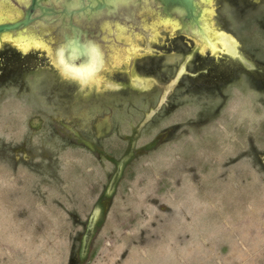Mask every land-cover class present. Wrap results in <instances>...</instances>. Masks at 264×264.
Wrapping results in <instances>:
<instances>
[{
	"label": "rangeland",
	"instance_id": "1",
	"mask_svg": "<svg viewBox=\"0 0 264 264\" xmlns=\"http://www.w3.org/2000/svg\"><path fill=\"white\" fill-rule=\"evenodd\" d=\"M252 1L242 13L206 0L201 25L223 36L216 49L143 12L101 35L104 66L85 81L61 73L57 54L99 45L71 37L59 47L44 29L2 36L15 45L3 38L0 70L17 48L32 70L0 73V264H264V0ZM15 6L0 0V21L17 17ZM149 61L160 67L145 70ZM195 63L228 66L227 88L191 87ZM128 70L149 86L130 88ZM101 79L125 89L111 96Z\"/></svg>",
	"mask_w": 264,
	"mask_h": 264
},
{
	"label": "water",
	"instance_id": "2",
	"mask_svg": "<svg viewBox=\"0 0 264 264\" xmlns=\"http://www.w3.org/2000/svg\"><path fill=\"white\" fill-rule=\"evenodd\" d=\"M2 1L8 3L13 2V4L16 5L14 8L15 10L13 9L10 12L13 14L14 11H17L19 15L13 18V20L0 21V44L3 38H9L8 41L13 42L15 45L12 37H2L4 33L10 34L11 36L19 32H36L38 34L41 29H44L43 32L49 30L57 32L60 36L59 47L62 46L66 40L71 39V37L76 38V41L78 40L79 43L90 42L94 44L97 43L101 35L113 36L114 32L118 30L119 27L127 25V23L138 24L140 14L150 11L158 14L161 21H177V25L181 27L180 31H186L188 35H193L194 38L203 42H210L203 32L201 25L203 21H205L203 7L207 4L206 0ZM93 25L96 27L93 28ZM107 25H109L110 28ZM147 35H150V33H146V36ZM229 35L233 38L231 34ZM196 46H199V44L196 43ZM80 48H76L79 52V57L84 56V50L83 48L80 50ZM216 52L221 53L222 51ZM213 53L215 54L214 51ZM222 55H227L232 58L235 54L226 51ZM219 57L221 56L219 55ZM131 59L132 58H130V60ZM55 64L61 68L59 63L55 62ZM182 72L183 69L176 74V78L170 83L171 86ZM61 73L64 74L63 70H61ZM148 80L149 79L142 77L140 80L134 78L132 81L134 83L143 82L144 85L142 84L141 86L143 87L146 86ZM99 212L100 209L98 207L93 209L88 224L90 230H92L97 223Z\"/></svg>",
	"mask_w": 264,
	"mask_h": 264
},
{
	"label": "flooded vegetation",
	"instance_id": "3",
	"mask_svg": "<svg viewBox=\"0 0 264 264\" xmlns=\"http://www.w3.org/2000/svg\"><path fill=\"white\" fill-rule=\"evenodd\" d=\"M250 1H252V0H242V3H243V5L240 3V0H232V3L238 8H240V12H244V8H246L247 6L249 7V2ZM252 3H257L256 1H252ZM205 12H207L206 10H205ZM204 12V13H205ZM4 13H6V12H4ZM207 14V13H206ZM204 24H208L209 22L207 21L206 22V20L203 22ZM204 31H205V33H206V35H207V37H209L208 36V33H207V30H205L204 29ZM218 33H219V39L220 40H222L223 39V36L221 35V33L218 31ZM32 39H34V38H32ZM209 39V38H208ZM26 40H29V37L28 38H25L24 40H22V41H26ZM98 40H100V39H98ZM97 40V41H98ZM209 41H211L210 42V44H211V46H212V44H213V41H212V38L211 39H209ZM21 42V41H20ZM19 42V45H21V44H23L24 42H21L20 43ZM227 42V41H226ZM225 42V46H226V43ZM35 44V43H34ZM37 44V43H36ZM95 44H97V43H95ZM99 45V47H92V46H87L86 47V49H85V51H84V56H81V57H79L80 55H79V52L76 50V48H73V50H72V52H69L70 50H68L67 49V47H65V46H63L60 50H59V52H58V60L59 61H64V60H66L67 61V64H65L64 66L67 68H69L70 70L72 69V68H70L69 66H71V65H74L76 62L75 61H77V59L79 58V59H81V58H84V61H83V63H81V69H79L78 71H77V73L76 74H78L79 75V78L81 79V80H83V81H85V80H89L90 79V77H89V74H92V75H97V73L100 71V68H102L104 65H103V61H105L104 60V53H103V51L101 50V46H100V44H97V46ZM213 47V46H212ZM228 49V48H227ZM15 50H17L16 51V53H17V55L16 54H14L13 55V59L11 58V57H9V56H6V60L4 59V61L6 62L3 66H4V68L5 69H1L0 70V73L3 75V76H10V73L12 72V70H13V72H14V75H17V74H19V71L23 68V67H25L26 69H28V70H32V67H30V62H28V63H24V64H22L21 63V58H20V55H21V49H15ZM230 49H228V51H229ZM68 53H71V54H68ZM230 53H232V54H234L235 53V51H231ZM24 54V53H23ZM210 56H212V54L210 55ZM7 57H9L8 59H7ZM68 58H71V59H68ZM131 58V57H130ZM128 56L126 57V59L129 61V64L131 63V61L132 60H129L130 59ZM65 62V61H64ZM149 62H151L150 63V65H148V64H144V65H142V67L143 68H145V70H148V71H154L155 70V68L156 67H160V65H158V66H156L155 67V65L153 64V61H149ZM244 66V65H243ZM220 67V68H219ZM184 67H180V69H179V71L181 70V69H183ZM198 68H200L196 63H195V67H194V69L195 70H197V71H194V73H195V75H192V74H190L189 76L191 77V78H193L194 80H193V82H191V84L193 85V86H191V87H194V88H196V89H201V88H206V92H208V94L210 93V95L211 94H214V92H215V90H213V89H211V88H213V87H211V86H214V87H216L215 89H218L219 88V85L220 84H224V89H226L227 87H226V83H224V82H227V80H228V78H229V67L227 66V68H223V66H220V65H215V66H210V67H208V69L206 70V71H202V70H198ZM244 69L245 70H255L254 68H252V67H249V68H245V66H244ZM184 70V69H183ZM73 71V70H72ZM114 71V70H113ZM178 71V72H179ZM209 71V72H208ZM128 74H129V78H130V85H129V87L130 88H132V89H134V90H136L137 92H142V90L143 89H145V87H148L149 85H147L146 84V86H143V87H141V86H139V85H135L134 84V82L132 81L134 78H136L137 79V76H132L131 74H130V70H128V71H126ZM177 72V73H178ZM67 73V72H66ZM114 73H116V72H114ZM176 73V74H177ZM207 74L205 77L204 76H202V74L204 75V74ZM259 73V72H258ZM68 74H70V73H68ZM200 75V77H197L196 75ZM220 75V76H219ZM253 77V79L256 81H258V80H260V79H258L259 77H256V75L254 74V76H252ZM139 78V77H138ZM210 78H212V79H210ZM141 79V78H140ZM140 79H138V80H140ZM218 79H220V80H218ZM100 82H103V83H105V86H106V90H105V92H107V93H110V95L111 96H113V94L114 93H116L117 91H119V89H125V86H118L117 84H114L113 82H108V81H104V80H102L101 79V81ZM140 83V82H139ZM147 83H149V80H148V82ZM82 84V83H81ZM205 86V87H204ZM136 87V88H135ZM97 88H99V87H97ZM208 90V91H207ZM101 100V99H100ZM95 103V105H98L97 104V101L96 102H94ZM101 104H103V102L101 101L100 102V105ZM158 105V107H156V109H154L153 110V112L152 111H150V113H148L146 116H144V118H143V120H142V124H139L140 125V127L144 124V123H146L148 120H149V118L154 114V113H156V111L159 109V107H160V105H162L161 103H158L157 104ZM110 107H112L113 109H115V110H118V109H120V104L119 103H117V102H115V101H111L110 102ZM150 114V115H149ZM149 115V116H148ZM103 121H105V118H103ZM138 130H139V126H138ZM138 130H136V132L138 131ZM261 164H263V162H261ZM121 177H122V171H121V167L119 166L118 167V169H117V172L116 173H114V175L110 178V181H109V186H110V189H113V188H115L116 187V185L118 184V182L121 180ZM107 196V195H106ZM103 202V203H102ZM102 204H104V205H107V203H105V201H103V200H99L98 202H97V207L102 211ZM93 211V210H92ZM100 227V221L98 220L97 221V223L95 224V226L93 227V229L92 230H90L89 229V227L87 226V233H88V235H90V238L93 236V234L98 230V228ZM83 252H87L88 251V243L86 244V246L84 247V250H82Z\"/></svg>",
	"mask_w": 264,
	"mask_h": 264
},
{
	"label": "bare ground",
	"instance_id": "4",
	"mask_svg": "<svg viewBox=\"0 0 264 264\" xmlns=\"http://www.w3.org/2000/svg\"><path fill=\"white\" fill-rule=\"evenodd\" d=\"M202 30H203V28H202ZM203 32L205 33V31L203 30ZM22 33V32H21ZM5 34H7V33H4L3 35H5ZM17 34V33H16ZM16 34H13V35H16ZM2 35V36H3ZM205 35H206V33H205ZM206 37H207V35H206ZM219 33H218V31H216L215 33H214V37L212 38V41H213V44H212V46H213V49H216L217 48V46H216V43H215V41L216 40H220L219 38ZM13 38V37H12ZM207 39H208V37H207ZM208 41H209V39H208ZM211 42V41H210ZM209 42V43H210ZM68 59H71V58H68ZM84 58H81V59H77V61H75L76 62V64L78 63V61L79 60H83ZM65 62H63V61H59L58 60V63H59V65L60 66H62V68H65V69H63V71H64V73H70V75L72 74L74 77H77V78H79V75L78 74H76L77 72L76 71H72V69L70 70L68 67L66 68L64 65L65 64H67V61L66 60H64ZM70 68H71V66H69ZM61 68V69H62ZM83 83V82H82Z\"/></svg>",
	"mask_w": 264,
	"mask_h": 264
}]
</instances>
